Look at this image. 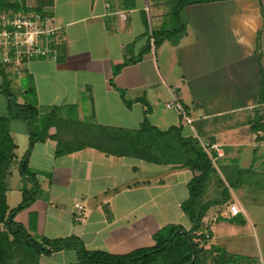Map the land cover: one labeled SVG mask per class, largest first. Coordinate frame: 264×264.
Masks as SVG:
<instances>
[{
	"label": "crops",
	"instance_id": "crops-1",
	"mask_svg": "<svg viewBox=\"0 0 264 264\" xmlns=\"http://www.w3.org/2000/svg\"><path fill=\"white\" fill-rule=\"evenodd\" d=\"M43 1L42 10L58 27L52 44L56 60H35L19 70L0 67V84L4 74L17 104H22L20 85L28 76L39 114L53 115L57 123L48 135L74 147L90 142L97 129L135 130L144 121L159 131L180 128L183 137L217 146L218 152H210L215 174L205 184L202 202L222 200L224 189L228 198L210 206L202 219L209 232L205 248L264 264V97L259 102L264 0L188 6L179 15L183 35L175 44L165 38L158 46L153 34L172 29L174 0ZM25 5L37 6L35 0H25ZM120 65L114 76L113 69ZM174 99L190 125L164 108ZM257 120L260 129L253 133L250 128ZM8 130L16 145L9 182L21 176L29 127L11 120ZM19 144L22 157L16 153ZM55 150L56 140L50 138L33 145L27 167L36 173L38 194L14 218L27 228L29 215L35 214L36 232L30 233L35 238L74 236L88 252L120 256L152 247L153 235L163 227L190 229L180 205L196 173L90 147L58 157ZM21 180L20 202L23 191L36 189ZM212 192L217 195L211 199ZM231 206L237 215L230 214ZM38 264L78 263L73 251H59L40 256Z\"/></svg>",
	"mask_w": 264,
	"mask_h": 264
},
{
	"label": "trees",
	"instance_id": "trees-1",
	"mask_svg": "<svg viewBox=\"0 0 264 264\" xmlns=\"http://www.w3.org/2000/svg\"><path fill=\"white\" fill-rule=\"evenodd\" d=\"M37 6L27 8L25 0H0V13L20 14L42 12L43 0H35ZM215 0H174L171 11L172 29L167 32H155L153 43L158 46L165 38L177 43L184 33V25L180 12L191 5L208 3ZM149 49V45L141 52L138 60ZM132 61L131 63H133ZM124 65L113 69L117 75ZM3 74V73H2ZM0 94L7 101L8 115L0 116V264H38L39 257L59 251H73L78 264H205L209 258L212 264H251L249 259L229 256L213 246L205 248L209 243V232L204 229L202 219L212 205L220 204L228 198L227 190L221 192L220 201L202 202L204 187L207 180L215 174L210 159L201 149L198 141L191 137H183L180 128L171 127L159 131L144 121L135 130L97 129L93 139L88 143L74 147L69 141L55 139L48 135L55 126L53 115H41L37 110V102L32 80L26 76L20 85L19 96L22 104H17V96L2 75ZM126 106L124 94L119 92ZM264 85L259 91V102L263 101ZM145 106V102L140 100ZM148 109L144 111L146 114ZM11 120L25 122L29 127L28 147L20 163L21 177L34 187L30 193L23 191L22 201L13 209L6 203V181L10 175L11 164L15 160L16 145L12 141L8 122ZM259 120L251 125L253 133L259 132ZM56 140L55 156H62L85 147L95 148L107 155L129 157L145 163L172 164L190 170L197 175L187 184V199L180 205L182 213L191 223L189 230L176 225L163 227L152 239L154 245L141 248L126 255H110L105 252H88L77 237L70 236L60 239L35 238L30 233L36 232L37 217L30 214L27 228L14 221L15 216L27 208L38 194L36 173L27 167L28 157L34 144L46 139ZM230 186H234L230 184Z\"/></svg>",
	"mask_w": 264,
	"mask_h": 264
},
{
	"label": "built area",
	"instance_id": "built-area-1",
	"mask_svg": "<svg viewBox=\"0 0 264 264\" xmlns=\"http://www.w3.org/2000/svg\"><path fill=\"white\" fill-rule=\"evenodd\" d=\"M57 33L58 27L48 12L0 13V67L19 70L35 60L55 61L57 55L52 44ZM164 108L174 112L186 125L191 124L177 99L165 103ZM199 145L212 162L210 152H218L217 146L203 142ZM74 207L82 210L80 206ZM229 211L232 216L238 213L234 206Z\"/></svg>",
	"mask_w": 264,
	"mask_h": 264
},
{
	"label": "rangeland",
	"instance_id": "rangeland-1",
	"mask_svg": "<svg viewBox=\"0 0 264 264\" xmlns=\"http://www.w3.org/2000/svg\"><path fill=\"white\" fill-rule=\"evenodd\" d=\"M4 99L5 98L3 96H0V116H5V115L8 114V108H6L7 103H5ZM262 117L264 118V111H263V116ZM19 147L20 148H19V150L16 153H17L18 157H22V148H23V146H20V144H19ZM28 170L31 171L30 168H28ZM21 179H22L21 176L17 177V175H15V177H12L9 180V182H8V180L6 181L7 194H8V206L10 207V209H13L14 207H16V205H18L20 203V195H19V191L17 190V187H19V185H20L19 180L21 182L22 181ZM216 195L213 192L210 193V194L208 193V197L211 198V199L214 198V196H216ZM215 198H216L215 200H219L220 199V192L218 193V196L215 197ZM263 211H264V209H263ZM205 264H212L210 262L209 258H207Z\"/></svg>",
	"mask_w": 264,
	"mask_h": 264
}]
</instances>
